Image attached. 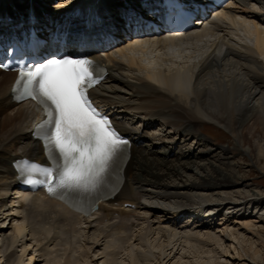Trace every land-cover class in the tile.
<instances>
[{
  "label": "bare ground",
  "instance_id": "1",
  "mask_svg": "<svg viewBox=\"0 0 264 264\" xmlns=\"http://www.w3.org/2000/svg\"><path fill=\"white\" fill-rule=\"evenodd\" d=\"M120 1L0 0V19L21 16L28 7L33 6L38 14L57 21L71 10H85L101 3H106L107 8L113 12L122 6ZM126 1L131 4V1L135 0ZM252 2L262 5L261 8L250 9ZM237 15L250 22L253 28H244L243 33L247 38L238 34L240 40L234 41L229 37L230 33L228 34L227 30ZM249 36L254 40L252 47L243 41L249 39ZM138 47L139 51L145 54L149 52V56L159 53V56L152 57L170 60L172 63L179 59L180 65L167 70L142 67L135 59L126 55ZM173 50L177 51V58H167L169 53H176ZM103 57L104 59L97 55L96 59L102 60L109 70V75L93 93L98 101L108 106L112 105L127 115H139L143 120H147V123L160 122L162 126L173 129L176 134L192 136L193 140L197 138L195 128L198 125L204 123L216 125L231 135L232 149L247 157L253 166L264 172V60L261 59L264 58V0H234L231 7L216 15L211 21H207L202 28L164 39H143L110 49ZM125 57L124 61L121 60ZM137 70L145 74H139ZM13 80L14 75L0 72V217L3 218L0 222L1 264H14L16 261L24 264L25 255L18 257L16 251L12 250L15 244L21 241L23 234L18 228L8 225L15 217L25 224V228L29 229L36 223L41 226L48 225L55 234L65 237L74 233L78 225L84 226L85 231H100L105 227L114 232L115 236L119 231H122L120 234L127 232L130 234L134 229H142V232L138 233L147 239L154 236V227L157 228V232L163 233L166 231L163 225L169 223L175 237L180 234L176 231L180 219V223L184 218L189 222L192 216H202L208 209L203 207L201 201L211 203L210 199L214 196L221 198L223 195L218 191L225 189L233 190V194H226L223 199L228 201V206L230 205L228 208L230 212L226 214L232 215L231 218L234 224L239 226L238 229L234 231L227 226L218 229L217 232H209L207 230L209 224L194 221L190 226L181 225V229L188 230L184 233V239L188 243L191 242L193 248L209 247L205 251L199 250L198 254L212 255L211 258L217 260L220 253L210 246L227 252L223 245L236 240L238 231L243 230L245 233H251L253 237L255 235V244L259 245L260 249L253 250V242L247 249L242 247L237 252L238 257L248 259L247 264H257L254 257L262 254L260 260L264 264V233L253 230L257 228L256 222L252 220L258 219L264 223V195L259 190L242 187L240 164L231 161L227 149H212L201 139H197L194 145H188L185 141L172 138L173 136L169 135L171 131L167 134H150L145 127L136 128L121 121L116 122L118 127L140 137L146 145L143 147L134 145L131 160L125 171L124 184L110 201L99 205L96 212L84 216L65 205L27 195L16 200L17 208L22 210V215L17 216L15 213L8 215L13 210L15 204L13 199L16 198L8 201L10 191L15 186V174L11 164L24 157L36 161L42 159L39 149L30 142L27 132L35 117V111L26 104L20 106L9 104L8 94ZM199 160L205 162L199 164ZM187 171L195 177L182 180ZM172 178L175 180L179 178L180 181L173 183ZM232 195L236 199H241V196L247 197L249 202L253 203L247 209L251 211L248 216L244 214L247 211L244 208L246 202L232 200ZM29 198L31 201L26 204ZM145 198L148 201L143 203L141 200ZM152 200L156 202L154 206H150L149 201ZM126 204L133 206L134 209L124 207ZM208 206L212 217L218 216L219 205L216 203ZM223 212L224 210L221 214ZM235 213L241 215L236 217ZM13 215L14 218L9 217ZM7 230L11 232L8 233ZM38 230L40 240H45V233ZM29 233L30 230L27 235ZM100 233L103 234L104 231ZM130 236L132 233L117 240L122 242ZM58 239L62 240L60 237ZM25 247L26 244L23 246L26 253ZM3 248L6 251L2 253ZM30 251L33 252V249ZM35 251L26 255L29 261L25 264L36 263L38 255H35ZM171 252L165 258L169 257ZM111 254L114 255V252L108 255ZM130 264L137 263L132 259Z\"/></svg>",
  "mask_w": 264,
  "mask_h": 264
},
{
  "label": "rangeland",
  "instance_id": "2",
  "mask_svg": "<svg viewBox=\"0 0 264 264\" xmlns=\"http://www.w3.org/2000/svg\"><path fill=\"white\" fill-rule=\"evenodd\" d=\"M261 6L262 5L260 4H256L252 2L250 9L257 10L259 7L261 8ZM230 24H232V26H230V28L227 30V33L228 34L230 33L229 37L232 38L234 41L240 40V36L238 34L242 35V37L243 36L246 37L244 35L245 33H243L244 28L246 27L253 28V25H251L250 22L240 18L239 15H237L236 20L234 22H231ZM248 38H249L248 40H250L253 37L249 36ZM141 49L143 50V48ZM173 51H176V50H173ZM139 52L141 51H139V47H138L137 49L131 50L130 52L126 53V55L127 57L135 59L140 65H142V67H147V68L154 69V70H164V69L167 70V69L173 68V66L175 68V66L178 67V65H180L178 63L180 62L179 59L174 60V62L172 63V61L170 62V60H166V59L162 60V59H159L158 57H157L158 59L156 57H152L154 55L159 56V53L149 56L150 55L149 52L147 54L143 52L141 53ZM177 56H178V53L176 51L175 54L169 53L167 58H170V59L177 58ZM125 59L126 57L123 59L121 58V60L123 61ZM261 59L262 61L264 60V58H261ZM136 72H138L139 74L141 73L142 75L145 74V72L139 71V70H137ZM140 124L141 123H138L137 126H139ZM156 125L158 127H156L155 131H152V132L167 134L169 131H171L169 135L173 136L172 138L185 141L188 145L189 144L194 145L197 139H201L203 143L205 142L207 147H210L212 149L218 150V148H226L231 161L240 164V176L243 179L241 183L242 187L244 188L245 186H247L246 188L259 190L260 193H263L262 195H264V172H262L259 169V167L253 166L247 157L240 155L237 151L232 149L233 139L231 135L228 132H226L224 129L216 125L209 124V123L200 124L198 125L197 128H195L197 138L193 140L192 136L186 137V136H181L179 134H176L173 131V129L170 130L165 126L162 127L161 123L159 122ZM188 137L190 138L188 139ZM176 151L177 150H175V152ZM206 159H210V158L206 157ZM204 162L205 160L198 161L199 164H203ZM194 171L196 172V170ZM194 177L195 176L191 174V172L187 171L184 173V176H182L181 179L182 180H186L189 178L193 179ZM179 181H180L179 178L176 180L175 178H172L171 180V182L173 183H178ZM232 191L233 190H227V189L218 191L219 193H222L223 196L221 198L220 196H214L212 199H210L211 203H204L203 201H201L203 206H206V207H209L208 205H215L217 203V205H219L218 208H221V209L224 208V212L220 215V217L216 218V220L210 223V227L207 229L209 232H217L220 230V228H224L227 226L229 229H232L234 231L238 229L239 226H237V224L236 225L234 224V221L232 220L233 218L232 215L226 214V212H230L228 211V208L230 205L228 206L227 205L228 201H225L223 199V197L226 194L231 195ZM11 195L8 201L13 199L14 192H12ZM232 198H233L232 200H235V201L246 202L245 203L246 205L244 206V208L251 207L253 204L252 202H249V198L247 197L241 196V199H236L232 195ZM141 201L143 203H146L148 199L145 198ZM13 202H15L13 210L9 212L8 215L11 213H15V215L21 216L22 210L17 208V203L15 199L13 200ZM27 202H29V199H27L26 203ZM149 202H151L150 206H154V204L156 203L153 200ZM9 207L11 208L10 205ZM158 213H162V212H158ZM158 215H162V214H158ZM9 217L14 218V215L9 216ZM255 217H258V216H255ZM1 220H3L2 217H0V222ZM180 220L178 222L179 224L176 226V231L180 234L175 235V237H173L174 236L173 229H171L172 232H170L171 230L169 226L171 224L170 223L168 224L167 222H165L168 225L164 224L163 227L164 229H166L167 232L164 231L163 233H159L156 230L157 228L154 227L153 228L155 231L154 236L153 237L150 236L146 239V237L143 238L139 234L142 232V229L141 230L134 229L131 232L132 236L129 237L130 239L125 238V240L122 242H119L117 238L121 237L123 239L124 236L127 237V235H131V233L129 234V232H127V234L126 233L120 234L122 231H119V233H117L115 236L113 234L114 232H112L110 229H107L105 227L104 228L102 227L103 230H100V231L99 230L85 231L84 226L77 225L75 232L65 237V236L55 234L54 230L48 228L49 227L48 225L41 226L40 224L36 223L35 225H32L29 229L25 228V224L20 222L21 220L16 217L15 219H12L10 222H8V225L9 227H12V228L14 227L18 228V230L23 233L20 238L21 241L17 242L12 250L16 251V254L18 257L25 255L23 257L24 264L29 261V258L26 255L31 254L32 251L30 250L32 249H33V252L34 250H36L35 255H38L36 256V259L38 260H36L35 264H68V263L70 264H130L132 259L135 260V263L137 264H243V263L247 264L246 261H248V259L239 258L237 252L240 251L242 247L247 249L248 247H250V244H252L253 242H254V245L252 246L253 250L254 248L257 250L260 249V246L255 244L256 243L255 235L253 237L251 233L250 234L249 232L245 233V231L240 230L238 231L236 240L234 241L232 240L231 243L228 242L223 245L224 249H226L227 252L222 251L223 249L221 250L216 246L214 247L210 246V248H215L220 253L219 259L215 260L214 258H211L212 255L198 254V252H200L201 250L205 251V249L207 250L209 249V247L208 248L205 247L204 249H201V246L200 248L199 247L193 248L192 245H190L191 242L188 243V241L184 239V233L187 232L188 230L181 229L183 224L184 225L186 224L187 220H184V221L182 220L181 223H180ZM252 220L256 222L255 228H257L253 230L264 233V223H262L258 219H252ZM223 223L224 225L222 226ZM34 229H36V231H34ZM28 230H30L31 233L27 235ZM37 230L39 232L45 233V236H44L46 237L45 240H40V236L38 235L39 233L37 232ZM101 231H104V233L101 234L100 233ZM7 232L9 233L11 232V230H7ZM52 235L54 236L51 238ZM217 235H219V233ZM59 237L63 241L58 239ZM27 241H29V244H27ZM25 244H26V247H25L26 253L23 250V246ZM109 247H114V248H109ZM172 247L173 249L170 250ZM196 250L198 251L196 252ZM253 250L251 251L253 252ZM5 251H6L5 248H3L2 253ZM105 251H108V252H105ZM251 251L250 253L252 254ZM110 252H114V255L112 254L108 255ZM170 252H171L170 256L165 258ZM261 257H262V254H258L257 256L254 257L255 262L257 264H263L262 261L260 260ZM241 259H245V260L241 261ZM14 264H19V263H17L16 261Z\"/></svg>",
  "mask_w": 264,
  "mask_h": 264
},
{
  "label": "snow or ice",
  "instance_id": "3",
  "mask_svg": "<svg viewBox=\"0 0 264 264\" xmlns=\"http://www.w3.org/2000/svg\"><path fill=\"white\" fill-rule=\"evenodd\" d=\"M103 72L86 56L69 54L20 68L13 92L44 109L33 135L42 141L48 160L47 165L17 162L26 183L45 184L49 194L65 199L95 193L104 185L127 141L89 99Z\"/></svg>",
  "mask_w": 264,
  "mask_h": 264
}]
</instances>
